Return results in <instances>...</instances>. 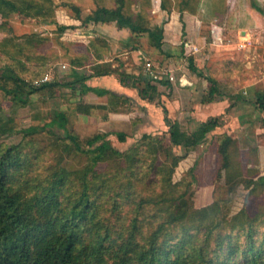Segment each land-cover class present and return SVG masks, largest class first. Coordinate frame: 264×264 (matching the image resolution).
I'll return each mask as SVG.
<instances>
[{
  "label": "rangeland",
  "instance_id": "rangeland-1",
  "mask_svg": "<svg viewBox=\"0 0 264 264\" xmlns=\"http://www.w3.org/2000/svg\"><path fill=\"white\" fill-rule=\"evenodd\" d=\"M117 3L25 0L31 6L28 13L0 6V67L12 65L20 73L26 69L22 76L27 81L43 76L42 83L62 84L34 94L24 107L12 109L13 96H0V113L14 118L12 132L0 137L8 144L23 143L33 163L22 181L32 180L29 188L42 184L38 191L47 194L60 172L59 197L66 205L81 196L89 172V194L95 202L89 233L102 234V226L112 223L113 247L128 237L136 218L141 226L138 240L144 243L153 225L180 209L218 202L221 219L243 209L251 216L264 212V111L257 104L258 96H264V0H125L124 14L138 25L165 28L162 51L149 34L121 28L114 16L87 21L99 8L115 10ZM58 24L73 28L60 35ZM99 65L115 74L92 77L86 84L108 94L86 91L80 83L75 88L63 85L74 82L76 72L94 74ZM208 77L220 90L213 104L202 103L209 98ZM143 78L155 87L149 91L152 100L143 97ZM213 117H220L221 127L200 145L190 150L172 146L166 118L191 134ZM49 123L50 132L25 133ZM68 133L78 138L85 153L64 138ZM119 133L127 135L126 142L119 140ZM98 134H108L118 153L108 152L95 164V154L87 151ZM151 199L160 203L142 204L139 214L140 203ZM261 220L255 224L260 240Z\"/></svg>",
  "mask_w": 264,
  "mask_h": 264
},
{
  "label": "trees",
  "instance_id": "trees-1",
  "mask_svg": "<svg viewBox=\"0 0 264 264\" xmlns=\"http://www.w3.org/2000/svg\"><path fill=\"white\" fill-rule=\"evenodd\" d=\"M24 1L0 0V6L10 12L28 13L27 9L31 6H25ZM117 4L115 10L99 8L87 21L100 22L102 15L114 16L121 28H128L134 34H149L154 46L162 51L165 28H144L132 17L124 14L125 0H118ZM162 8L165 9L166 5L162 4ZM74 9L77 18L82 20L80 10L76 7ZM72 28L73 26L58 24L57 31L63 35ZM190 63H193L192 59ZM111 69L99 65L92 69V75L76 72L74 82L63 85L75 88L76 84L80 83L86 91L104 96L108 92L92 88L86 82L92 77L115 74ZM24 71L26 69L20 73L12 65L0 67V96H13L12 109L26 106L31 97L39 91L62 85L58 82L42 83L40 81L43 76L33 82L27 81L22 76ZM128 78L122 82L127 84ZM143 79L147 84V89L142 92L143 97L152 100L149 91L155 87L151 85L149 78ZM207 79L211 83L209 98L202 103L213 104L214 97L220 90L214 78ZM165 83L170 85V80ZM257 104L259 109L264 111V96H258ZM57 118L63 124L66 123L61 113L57 114ZM219 118L208 119L191 134L183 132L179 123H171L166 118L172 146L186 150L197 147L210 133L221 127ZM13 122L11 113H0V135L12 132ZM50 125L51 123L43 127L31 126L25 133L31 136L43 131L50 132ZM52 134L55 135V132L52 131ZM117 136L121 142H126L125 133H119ZM64 138L73 142L78 151L86 152L75 135L68 133ZM107 138L108 134H98L88 142L92 148L87 152L95 154V164L108 152L118 153ZM99 142L102 144L94 148ZM23 145L8 144L0 137V264H264V235L261 240L257 238L260 234L258 226H255L261 219L260 226H264V212L251 216L243 209L231 219L228 215L221 219L223 206L218 202L201 209L187 208L172 212L163 222L157 226L153 225L154 228L152 227L149 236L144 238V243L138 240L141 226H138L136 218L129 228L128 237H124L118 247H113L110 245L111 233L116 226L112 223L102 226V234L89 233L90 214L95 203L91 202L89 194L92 190L89 172L83 177L81 196L73 198L66 205L62 204L59 193L64 175L60 172L54 174L58 180L49 181L51 186L46 188L47 194L38 191L42 184L39 185L37 179V184L32 188H29L32 180L22 181L24 170L33 166V163L30 165L31 157L24 151ZM177 164L178 162L175 163ZM29 189L31 190L28 193ZM184 196L185 193L181 198ZM146 203L160 202L154 199L144 200L140 203L139 214L144 206L142 204ZM179 228L181 232L174 236V232ZM191 231L195 233L190 234ZM174 239L177 241L171 244Z\"/></svg>",
  "mask_w": 264,
  "mask_h": 264
},
{
  "label": "crops",
  "instance_id": "crops-1",
  "mask_svg": "<svg viewBox=\"0 0 264 264\" xmlns=\"http://www.w3.org/2000/svg\"><path fill=\"white\" fill-rule=\"evenodd\" d=\"M213 33L216 34L217 33L216 30H213ZM106 77H109V76H106ZM100 78H105V77H100Z\"/></svg>",
  "mask_w": 264,
  "mask_h": 264
},
{
  "label": "built area",
  "instance_id": "built-area-1",
  "mask_svg": "<svg viewBox=\"0 0 264 264\" xmlns=\"http://www.w3.org/2000/svg\"><path fill=\"white\" fill-rule=\"evenodd\" d=\"M170 79L173 81L174 80V76H171Z\"/></svg>",
  "mask_w": 264,
  "mask_h": 264
}]
</instances>
